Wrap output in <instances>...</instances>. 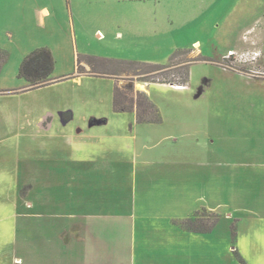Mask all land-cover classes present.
<instances>
[{
    "label": "rangeland",
    "instance_id": "374dc122",
    "mask_svg": "<svg viewBox=\"0 0 264 264\" xmlns=\"http://www.w3.org/2000/svg\"><path fill=\"white\" fill-rule=\"evenodd\" d=\"M41 48L56 82L28 89L19 66ZM179 50L190 53L174 63L201 58L187 85L149 83L161 122L135 129V112L112 101L116 83L140 91L137 67L85 68L89 56L167 64ZM79 66L82 83L71 79ZM62 107L73 112L66 135L59 125L50 138L32 133L35 118ZM91 117L109 125L89 128ZM84 162L106 164L103 182L88 174L85 188L64 173ZM13 199L0 264H264V0H0V214ZM230 214L248 219L242 240ZM188 220L217 225L211 239ZM173 224L184 231L174 236Z\"/></svg>",
    "mask_w": 264,
    "mask_h": 264
},
{
    "label": "trees",
    "instance_id": "16d2710c",
    "mask_svg": "<svg viewBox=\"0 0 264 264\" xmlns=\"http://www.w3.org/2000/svg\"><path fill=\"white\" fill-rule=\"evenodd\" d=\"M190 53V50H179L176 51L169 59L167 64L157 63H145L134 60H114L97 57H88L85 64L89 67L88 73L96 76L109 75L105 72H99L96 67L102 68L103 65L94 64V61L107 62L112 64H129L137 67L136 75H140L141 82L144 83H155V84H166L173 86H186L189 79V66L192 62L198 61L201 58L188 59L181 63H174V59L178 56H183ZM93 63V64H92ZM54 58L51 52L46 48L37 49L34 52L28 54L19 66V76L24 78L27 82L28 89H35L49 85V81L53 70H54ZM181 64V65H180ZM100 65V66H98ZM78 75H81L82 68L79 66ZM96 71V72H95ZM98 71V72H97ZM180 72L181 76L174 80L170 76ZM151 74V76H149ZM132 92V88L121 89L119 85H115L113 91V110L115 112H135L137 123H152L158 124L161 122V117L158 108L150 100L146 92L136 91L132 96L129 93ZM71 118L70 112L63 114V119L68 120ZM191 225V226H190ZM196 224L188 220L187 228L193 231H204L194 227Z\"/></svg>",
    "mask_w": 264,
    "mask_h": 264
},
{
    "label": "crops",
    "instance_id": "0c3cea01",
    "mask_svg": "<svg viewBox=\"0 0 264 264\" xmlns=\"http://www.w3.org/2000/svg\"><path fill=\"white\" fill-rule=\"evenodd\" d=\"M44 13H46V11H44ZM85 68L86 69H88L89 67L87 66V65H85ZM72 80H74V81H77L78 83H82L83 82V77L82 76H73L72 78H71ZM53 82H56V80L54 79V80H52ZM115 85H117V83L115 84ZM115 85H113V89H114V87H115ZM163 85H166V84H163ZM47 86V85H46ZM169 86H171V87H174V88H176V86H173V85H169ZM45 86H43V87H39V88H36V89H42V88H44ZM147 87H149V85H148V83H140L139 85H138V90H140V91H143V92H145L146 91V89H147ZM180 88L179 89H181V88H184V87H182V86H179ZM17 92V90H11L10 91V93H12V94H15ZM23 92V91H22ZM24 92H26V91H24ZM3 94H9V93H7V92H3ZM2 95V94H1ZM40 104H43V102L42 101H38L37 103H36V105H38L39 106V108H42V109H44L45 107H46V105H43V107H41L40 106ZM48 105H49V103H48ZM38 106H36V110L38 109ZM57 111L55 112V113H53V112H46L45 114H40L38 117H37V119L35 118V123H34V125L36 124V126H33V127H35L36 129L32 132L33 134L36 132V134L37 135H39L41 138H50L51 137V135H50V133L52 132V130L54 129V127L56 126V125H59V126H61V128H63V129H61L62 131V134L63 135H66V132H67V130H65V128L69 125V123H70V121L72 120V118H73V112L71 111V110H65V108L64 107H62V108H58V109H56ZM65 112H70L71 113V118L70 119H68V120H64L63 119V114L65 113ZM92 119V120H91ZM134 119H135V122H133V123H131L132 125L134 124V129H135V126H137V125H150L149 123H143V124H141V123H137V121H136V117H134ZM87 121H88V127L89 128H92V127H101V129L102 130H104V129H106V127L109 125V122L107 121V120H102V119H99V120H94L92 117L91 118H89L88 120H85V123L87 124ZM92 121V122H91ZM45 122V123H44ZM131 124H128V123H126V124H121V126H120V129H118V131H126V129L128 130V128L130 129L131 128ZM65 130V131H64ZM79 133H81V134H79ZM85 132H84V129L83 130H78V135H85L84 134ZM68 136H69V134H68ZM125 136H127L128 137V135H126L125 134ZM130 136V135H129ZM110 148L111 149H115L114 148V146H113V144H110ZM122 159V158H121ZM104 160H106V159H104ZM83 162V161H82ZM84 163H87V162H84ZM84 163H82V165H80V166H75L76 167V170H70V169H68V171H67V169H64V173L66 174V175H68V174H71V171H75V174H76V178H75V180L76 181H74L75 183L76 182H79L80 183V185L81 186H83V187H85V188H87L88 187V185H89V181H88V178H87V175L88 174H91L93 177H92V179H93V182H103V180H104V178H105V176H103V177H101L100 179H97L96 177H97V175H105L106 173H108V171H106V164H100V165H96V163H87V164H84ZM126 163V162H125ZM124 163V164H125ZM101 166H103V168H105V169H103V168H100ZM89 167H91V168H89ZM93 168V169H92ZM108 170H109V172H112V170H111V168H108ZM54 174V173H53ZM54 178V177H53ZM67 182H70L68 179H67ZM5 184H7V182L5 183ZM72 184H74V183H72ZM19 185V183L17 184V186ZM17 186H15V188L17 187ZM14 188V189H15ZM6 189V188H5ZM3 202V200H0V204ZM5 203H7V201L5 202ZM16 204H17V201L15 200V199H13V207L11 208V213L10 212H8L7 213V209H6V214H0V222H3V221H8V220H10V219H8V216L10 215V216H12V218L14 219V223H15V221H16V217H15V215H16ZM209 206V205H208ZM206 207V206H202L201 208H199V209H202V208H204V209H207V208H209V207ZM0 207H1V205H0ZM198 209V210H199ZM131 211V210H130ZM196 211V210H195ZM204 211H207V210H204ZM132 215H133V213H132V211L131 212H129V216H128V219H129V222H130V225L131 226H134L135 227V224H134V219H135V215H136V213L134 214V216L132 217ZM140 215H143V216H141L140 218V220H141V222H143V225H145V226H147V229H152V228H154L155 227V225H154V223H153V220H154V218L155 217H153V216H148L147 214H140ZM3 217H6L5 219L3 218ZM229 218H228V220H230V221H232V223L234 222V229H235V232H237V234H236V240H242V237H243V235H244V233H245V231L244 232H242L240 229H239V226H243V223H245V222H248V219L246 218V216H235V217H233V215H229L228 216ZM236 217H238V218H236ZM261 220H263V219H260L259 221H261ZM264 221V220H263ZM250 222L252 223V222H257V220H255V219H250ZM232 223H231V225H232ZM15 225L16 224H14V226H13V231H15ZM168 225V222L166 223V225H162V227L163 228H165L166 226ZM174 225V224H173ZM216 226L217 225H214V227L211 229V230H204V231H199V232H197V233H195V234H205V235H207L210 239H211V236L209 235L210 233H214L215 232V229H216ZM174 231H175V234H173L174 236H178V234H179V229H181L180 227H178L177 225H174ZM230 229V228H229ZM181 230H183V229H181ZM231 230V229H230ZM184 231V230H183ZM3 230L1 231V235H0V249H3V248H5L6 249V252H7V255H8V257H9V254H10V249H12V245H11V243L10 242H8V240H7V237H3ZM190 233H192V232H190ZM250 234H253V235H255V236H257L258 234L256 233V232H251ZM11 235H12V233H11ZM10 235V236H11ZM10 236H9V240L11 241V238H10ZM246 236V235H245ZM244 236V237H245ZM257 238L258 237H255L254 239L255 240H257ZM231 242H232V244H233V242H234V239H232L231 238ZM10 243V244H9ZM11 245V246H10ZM237 246V245H236ZM212 247H214V245H213V242L210 244V247H209V250H210V248H212ZM231 247H232V245L230 246V249H231ZM245 249V248H247V247H243V246H240V249ZM233 249H234V247H233ZM248 251V250H247ZM247 251H246V253H247ZM249 251H251V250H249ZM11 257V256H10ZM245 260V259H244ZM242 263H244V264H248L247 262H246V260L245 261H242Z\"/></svg>",
    "mask_w": 264,
    "mask_h": 264
},
{
    "label": "bare ground",
    "instance_id": "6f19581e",
    "mask_svg": "<svg viewBox=\"0 0 264 264\" xmlns=\"http://www.w3.org/2000/svg\"><path fill=\"white\" fill-rule=\"evenodd\" d=\"M176 88H178V89H179L180 87H179V86H176Z\"/></svg>",
    "mask_w": 264,
    "mask_h": 264
}]
</instances>
